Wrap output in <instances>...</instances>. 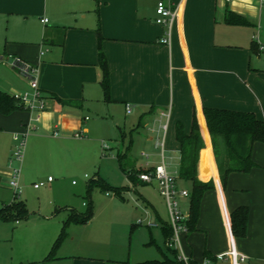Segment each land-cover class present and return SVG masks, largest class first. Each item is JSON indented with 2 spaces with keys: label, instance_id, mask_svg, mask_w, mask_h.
Segmentation results:
<instances>
[{
  "label": "crops",
  "instance_id": "crops-1",
  "mask_svg": "<svg viewBox=\"0 0 264 264\" xmlns=\"http://www.w3.org/2000/svg\"><path fill=\"white\" fill-rule=\"evenodd\" d=\"M171 2L179 5V11L171 44L165 45L160 43L165 28L156 23L157 0H0V91L11 96L31 91L27 80L4 63L21 59L38 68L39 89L46 105L36 130L27 139L21 184L48 175L43 187L56 188L51 170L63 172L64 167H70L73 156L87 163L90 152L112 155L113 147L105 141L100 143L96 134L99 128H107L108 119L121 131L119 108L125 112L124 127L143 128L146 132L142 144L150 153L142 154L147 160L132 169H153L161 164L163 156L167 171L179 176L181 146L177 125L181 123L189 135L196 120L205 142L199 157V179H214L215 189L203 197L197 230L181 234L183 250L197 264L211 262L219 255L227 256L226 260L211 264H264V144L254 145L256 167L250 173L230 174L223 188L204 117V109L210 108L253 113L264 121V50L260 49V44L264 45V5L257 0ZM228 12L244 17L248 24H226ZM44 19L48 23H43ZM99 34L110 70V101H106L101 85ZM86 108L99 109L101 119L95 125L88 123L89 116L83 114ZM29 116L25 108L8 117L0 115V165L8 162L13 135L25 131ZM55 132L59 135L54 136ZM77 133L85 137L76 138ZM103 144L109 149L104 151ZM203 152L212 162L207 176L202 175ZM127 155V151L118 150L120 168ZM3 171L0 168V178L8 176ZM60 175L64 177V173ZM97 177L110 183L102 166ZM182 182L190 186L182 189L190 192L191 183ZM154 183L137 180L134 189ZM148 189H142V197L153 209L155 229L162 228L170 217L165 220L157 211ZM10 191L0 193V208L13 202ZM29 199L30 196L22 199L31 213L27 222L37 219L50 227L26 240L29 251L18 264L114 261L109 254L82 253L73 228L79 225L68 228V236L55 258L45 261L75 209L39 195L42 206L32 208ZM180 204L189 215V199H181ZM241 206L250 209L246 238H236L232 231L231 214ZM63 210L66 217L58 221ZM9 223L0 219V234L9 235ZM107 249V244H101L98 250L101 253ZM241 257L246 261L241 262ZM15 263L13 260L10 264ZM0 264L6 262L0 260Z\"/></svg>",
  "mask_w": 264,
  "mask_h": 264
},
{
  "label": "rangeland",
  "instance_id": "rangeland-1",
  "mask_svg": "<svg viewBox=\"0 0 264 264\" xmlns=\"http://www.w3.org/2000/svg\"><path fill=\"white\" fill-rule=\"evenodd\" d=\"M32 93L33 90L31 89V91L24 92L22 94L31 95ZM119 110L118 116L121 117L122 121V123H120L121 131L117 125L115 126L112 123V120L108 119L106 120L107 128H99L98 131L100 133L98 132L96 134L100 136V143L101 141H105L113 147V150L111 151L112 155L105 153L107 157H104L101 153H99V155H94L90 152L87 158V163L78 161V155L73 156L71 158L72 163L70 167H64L63 172L51 170L53 172L50 173V176L55 179L56 188H53L52 186H46L39 190L34 188V183L39 184L46 181L48 175H46L45 179L35 177L31 179L32 181L22 185L21 177L24 161L22 164L17 162L15 166L21 167L20 186L22 194L20 199L22 200L25 199V196H30L29 205L32 208H40L42 203L38 200L39 195L46 197V199L50 201L59 202L61 206H70L79 213H84L86 211V206L83 204L90 201L88 198V185L90 181L97 176L98 170L100 166H102L103 173L110 180V183H107L109 186L115 188L125 187L128 190L122 192V197L112 191H109L110 195L107 196V191L98 187H95L92 190L90 196L93 201L94 213L91 223L89 225L73 226V228L75 227L74 229L78 240L81 241L80 247L82 249V253L95 255L99 254L97 256H105V254H109V256L113 257L111 260L130 264L150 260H161L163 259L162 252L166 253L168 256H172V254L168 251L165 245L162 228L150 229L146 226L148 221L156 223V220L152 218V207L147 204L142 197V189L145 187L149 188L148 190H150L153 195L152 201L154 202L155 208L163 215L162 217L165 220H167L169 215L167 203L160 194L157 182L153 185L138 186L137 189H139L136 191L134 189V184L128 178V175L123 172L122 168H120L117 160L118 150L122 149V151H127L128 153L126 158L122 159V165L124 168H127V171L137 169L142 162L147 160L146 156H143L142 154H149L150 152H148V149H144L142 144L144 135H146L144 129H137L133 126H129L130 128L124 127L123 122L125 119V112L121 108H119ZM83 114L85 116H89L90 122L88 123L90 124L95 125L98 120L101 119L99 109L97 108H86L83 111ZM29 120L30 116L27 121ZM131 121L137 125L136 121H133V119ZM133 128L134 130H132ZM15 133L23 134L22 131H17ZM132 138L134 141L133 146H131ZM122 143H124V146ZM16 144L17 143L13 141L8 162L4 165H0L1 173L4 170L3 172H5L6 175L8 174V176L2 175L0 178V193L3 194L11 192L8 185L9 176L11 174L9 161L16 150ZM159 155L161 156V149H159ZM152 159L153 158L150 157V160ZM63 173L64 177H61L60 174ZM175 178L176 183L178 182V189L184 190L182 189L183 187H190L187 184H183L179 176L176 175ZM73 182H75V184H73ZM184 211L182 212L184 213ZM184 214H186V212ZM64 217H66V212L63 210L58 216V221L64 219ZM36 221L37 219L30 220L28 222L27 220H22L16 223L10 222L8 224L7 227L9 235L6 236L4 234H0L1 261L6 262V264H10L14 260V262H16L15 264H18V262L25 257L24 255L29 251L28 246H26V240L35 234L46 231V228L50 227V225L43 222L38 223ZM140 221H143L142 225L139 224ZM13 227H16V229L13 230ZM14 233L17 235L16 238ZM152 240L153 243L151 242ZM110 243H112L113 246L110 245ZM101 244H107L108 249L100 253L98 249ZM157 244L161 250L158 248ZM79 252H81V250Z\"/></svg>",
  "mask_w": 264,
  "mask_h": 264
},
{
  "label": "trees",
  "instance_id": "trees-1",
  "mask_svg": "<svg viewBox=\"0 0 264 264\" xmlns=\"http://www.w3.org/2000/svg\"><path fill=\"white\" fill-rule=\"evenodd\" d=\"M225 23L229 25H247L248 21L235 13L228 12L225 17ZM102 36L99 34V63L103 71V79L101 81L106 101H110V70L102 47ZM257 47V46H256ZM24 108L19 101L13 96L0 91V115L8 117L14 112ZM204 117L208 135L211 142L214 163L221 181L222 187L226 188L227 181L232 173H250L256 164L253 160V149L256 143L264 144V121L259 120L255 114L248 112H234L220 109H204ZM177 140L181 146V162L179 169V178L191 183V191L189 197V219L187 225L189 233L197 230V223L200 217L201 204L206 192L215 189V181L211 179L203 182L199 179V157L200 152L205 149V142L202 132L195 120L191 133L187 135L183 125L179 123L176 130ZM212 165L210 157L206 152L202 154L201 169L202 175L207 176L210 166ZM123 172L133 184L139 180L138 176L143 173H150L153 169H139L127 171L121 166ZM101 188L106 193L112 191L117 195L127 188H115L109 186L102 178L97 177L90 181L88 185V198L90 201L86 203V211L79 213L75 210L71 211L70 217L64 222L63 229L55 242L52 250L45 261L55 258V255L68 236V228L71 225H86L93 217L94 208L90 193L95 188ZM122 197V196H121ZM31 213L26 203L21 199L13 200L11 204L4 205L0 208V219L6 222H19L27 220ZM250 209L247 206H241L235 209L231 214L232 231L236 238H246L248 232ZM165 243L168 251L172 256H168L162 252L163 259L150 260L136 264H182L177 261V252L167 246V242L173 235L170 223H166L162 227ZM160 250L161 248L158 247ZM213 263L217 262V258H212ZM108 264H130L116 261H108ZM193 264H197L193 261Z\"/></svg>",
  "mask_w": 264,
  "mask_h": 264
},
{
  "label": "built area",
  "instance_id": "built-area-1",
  "mask_svg": "<svg viewBox=\"0 0 264 264\" xmlns=\"http://www.w3.org/2000/svg\"><path fill=\"white\" fill-rule=\"evenodd\" d=\"M230 1V0H226ZM261 6L264 5V0H257ZM156 23L165 28L164 36L160 39V43L165 45L171 44L172 29L177 18L179 11V5H175L171 0H157L156 4ZM43 23H48L47 19L43 20ZM255 41H258L256 37L253 38ZM259 42V41H258ZM260 49L264 50V45L260 44ZM1 63V62H0ZM5 64L9 65L15 69L27 82L29 83L33 93L28 94H15L13 97L19 101V103L30 112V120L25 127V131L21 133H15L13 135V140L16 144V150L10 158L9 168L11 169V174L9 176V188L13 191V199H20L22 194V189L20 186V176H21V167H16V163H23L25 150L27 146L28 136L37 128V124L40 122V114L45 111L46 105L42 98L41 91L39 89V70L37 67L30 65L22 61L21 59H12L10 62L5 61ZM131 107L127 105V111L130 112ZM165 115V114H164ZM166 116V115H165ZM88 120V119H87ZM59 133L55 132L54 136H58ZM76 138H84V134L77 133ZM104 151L109 149V146L103 144ZM139 180L144 183L157 182L158 188L161 196L166 200L168 213L170 217V226L173 231L171 239L167 242V246L177 252V261L182 264H193V260L187 256L183 250L180 235L182 233H188L189 228L187 221L189 215H186L182 212L180 208L181 199H189L190 192L187 190L178 189L176 178L171 175L166 168L164 157L162 156V162L160 165H157L153 171L150 173H143L138 176ZM48 181H52V178H49ZM45 185L44 182L36 184L35 188H40ZM107 195H110L107 193ZM140 225L143 224V221L139 222ZM148 228L157 227L156 223L148 221L146 223ZM229 256V255H228ZM227 256L219 255L217 260H226ZM229 258H231L229 256ZM241 262H245L246 258L241 257ZM202 264H211L210 261H205Z\"/></svg>",
  "mask_w": 264,
  "mask_h": 264
}]
</instances>
